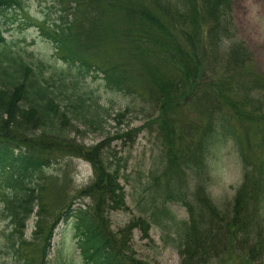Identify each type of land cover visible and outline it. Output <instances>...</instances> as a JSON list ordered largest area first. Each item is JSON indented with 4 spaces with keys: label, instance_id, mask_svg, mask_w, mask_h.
I'll list each match as a JSON object with an SVG mask.
<instances>
[{
    "label": "trees",
    "instance_id": "1",
    "mask_svg": "<svg viewBox=\"0 0 264 264\" xmlns=\"http://www.w3.org/2000/svg\"><path fill=\"white\" fill-rule=\"evenodd\" d=\"M57 1L58 20L36 27L61 69L45 75L41 61L33 69L0 31V195L18 245L27 244L32 215L33 236L45 235L43 255L55 228L74 220L84 264H147L130 246L136 228L148 237L146 220L111 230L110 214L126 208L120 159L103 143L78 142L70 125L96 129L104 120L107 109L81 87L92 78L158 113L165 142L158 193L188 215L176 235L180 264H263L264 73L236 33L232 0ZM15 8L20 0H0V15ZM53 88L67 93L66 109ZM228 141L242 179L220 209L207 184ZM73 160L92 169L80 189Z\"/></svg>",
    "mask_w": 264,
    "mask_h": 264
},
{
    "label": "rangeland",
    "instance_id": "2",
    "mask_svg": "<svg viewBox=\"0 0 264 264\" xmlns=\"http://www.w3.org/2000/svg\"><path fill=\"white\" fill-rule=\"evenodd\" d=\"M20 4L21 8L0 15L2 36L8 44H14L15 49L26 53L23 54L24 60L33 69L38 66V61L46 66L45 75L61 69L62 65L53 57L52 45L39 34L36 27V23L50 24L58 20V1L20 0ZM232 9L238 37L247 44L255 70L264 73V0H232ZM81 87L89 91L91 97L107 109V113L96 129L70 121L72 129H77L75 139L87 146L103 143L120 159L119 182L125 193L126 208L110 214L111 230L117 232L131 221L143 218L150 228L147 238L142 237L138 228L133 230L130 246L135 258L147 264H180L175 249L176 235L185 226L188 215L179 202L165 204L162 192L158 193L159 171L162 157H165L160 122L154 119L158 113L150 114L148 106L140 104L135 97L110 91L102 80L89 78ZM55 92L61 108L66 109L67 93L58 89ZM194 114V110L189 111L188 117L193 118ZM148 115L153 116L148 119ZM69 135L74 137V132ZM214 158L210 164L207 193L212 202L223 209L231 204L241 183L242 167L230 141ZM70 170L78 189L92 179L90 165L82 160H73ZM83 202L88 203V200ZM35 221L32 215L26 223L23 239L27 244L18 245V236L4 214L3 196L0 195V264H84L74 220L61 222L55 228L45 255L42 253L45 235L33 236Z\"/></svg>",
    "mask_w": 264,
    "mask_h": 264
}]
</instances>
